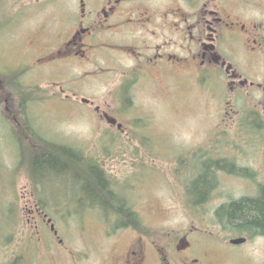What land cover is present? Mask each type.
I'll use <instances>...</instances> for the list:
<instances>
[{
	"label": "rangeland",
	"instance_id": "obj_1",
	"mask_svg": "<svg viewBox=\"0 0 264 264\" xmlns=\"http://www.w3.org/2000/svg\"><path fill=\"white\" fill-rule=\"evenodd\" d=\"M86 1L88 9L93 0ZM151 1L163 7L175 0ZM80 3V0H0V264H102L106 256L113 254L111 243H106L99 232L102 218L108 221V216L77 210L82 202L77 204L74 198L83 193L75 180L81 177L75 178L61 169L56 175L63 178L62 182L47 186L54 200L50 193L45 197L33 195L35 179L19 164L17 134L25 133L26 124L46 141L71 146L88 158L105 160L107 174L121 183L119 186L129 203L141 211L140 223L166 231L204 223L215 233L226 234L225 221L217 215L220 204L229 198L253 197L264 186V139L258 140V150L242 152L235 141L244 143L247 135L239 136L238 140L230 134L232 142L226 146L228 136L215 131L216 122L209 113L212 103L208 102L204 89L194 87L193 81L177 83L175 78L159 85L144 83L136 104L140 105L138 114L143 112L141 122L148 127L147 134L144 130L139 135L118 134L115 130H98L95 120L83 108L76 109L68 101L66 104L54 98L52 94L59 89L51 87V79L63 80L67 89L77 78L44 74L46 68L20 64L24 57L28 62L33 61L31 55L44 48L51 31L72 26L80 15ZM245 3L253 10L264 9V0H245ZM122 63L128 67L132 61L123 59ZM106 65L116 66L112 60H107ZM21 67L26 72L23 75L19 71ZM12 71L15 73L7 74L8 77L3 74ZM103 73L108 70L98 68L85 76L79 96L101 103L108 95L115 94L121 73L117 70L106 79L94 81ZM18 83L21 85L17 86ZM20 87L36 94L23 101ZM67 93L71 94V90L62 93L63 100ZM224 138L225 142H220ZM208 149H212L214 157L232 158L238 154V158L253 156L261 160L256 183L246 177L220 178L211 198L195 203L200 195L188 191L194 181L192 169L199 158L209 154ZM247 168L254 172L256 167L250 164ZM87 200L84 196L83 202ZM38 201L42 207L61 204L60 208L72 211L38 214L35 211ZM100 243L108 244L107 252L93 253V247ZM253 243L255 260L260 262L264 248L260 239ZM85 253L90 256L82 260Z\"/></svg>",
	"mask_w": 264,
	"mask_h": 264
},
{
	"label": "flooded vegetation",
	"instance_id": "obj_2",
	"mask_svg": "<svg viewBox=\"0 0 264 264\" xmlns=\"http://www.w3.org/2000/svg\"><path fill=\"white\" fill-rule=\"evenodd\" d=\"M175 1L162 7L151 0H93L87 9V1L80 0V15L72 26L51 31L49 42L38 54L31 55L33 61L28 62L24 57L20 64L22 67L33 65L34 69L46 68L44 74L77 78L67 88L71 94H65L64 100L61 97L67 91L66 84L63 80L51 79V87L59 89L52 94L54 98L69 102L76 109L83 108L95 120L98 130H115L126 135H139L140 130L147 134L148 127L141 122L143 112L138 114L140 105L136 104L144 83L159 85L170 78H175L177 83L193 81L194 87L207 93L208 102L212 103L209 113L216 122L213 127L228 136L225 145L231 141L230 134L236 135L238 140L239 136L247 135L244 143L235 141L236 145L242 152L258 150L257 142L264 139V9L247 8L245 0ZM123 59L132 61L131 66L123 64ZM107 60H112L116 66H107ZM22 67L21 75L26 73ZM98 68H106L108 73L97 75L94 81L106 79L117 70L121 73L116 93L108 95L101 103L79 96L85 76ZM102 125L111 128H102ZM220 142L224 143L225 138ZM208 150H211L206 152L209 154L199 158L192 169L195 182L201 178L215 182L207 191V199L211 198L220 178L246 177L256 183L255 174L262 165L261 160L253 156L238 158V154L232 158L214 157L212 149ZM104 161L98 157L92 161L104 173L102 193L111 198L119 197L124 206L83 202L77 208L83 214L110 215L109 222L102 218L99 232L106 243H111L113 254L100 261L102 264H264V256L256 262L253 243L260 239V246L264 248V225L260 223L253 229L241 230L224 220L226 234L222 235L208 229L209 225L204 223L166 231L150 228L143 222L135 223L134 218L126 222L113 217L124 212L139 215L141 211L129 203L119 186L121 183L107 174ZM250 164L256 167L254 172L247 168ZM84 182L81 180L80 184L83 199L87 191ZM263 187L260 186L253 197L263 196ZM48 193L52 195L45 182H36L33 195ZM243 197L250 196L229 198L220 206ZM54 210L72 211L38 205L35 209L43 215ZM53 227L51 224L56 234ZM238 237L246 241L233 243ZM102 244L95 245L93 253L107 252L108 244ZM88 255L85 253L82 260ZM99 256L101 258L102 254Z\"/></svg>",
	"mask_w": 264,
	"mask_h": 264
},
{
	"label": "trees",
	"instance_id": "obj_3",
	"mask_svg": "<svg viewBox=\"0 0 264 264\" xmlns=\"http://www.w3.org/2000/svg\"><path fill=\"white\" fill-rule=\"evenodd\" d=\"M13 73H15V71L3 74L7 75ZM19 85L21 84L18 83L17 86ZM20 88L23 91V95L21 94L23 101L27 100L28 96L32 95V93H34V95L36 94L34 90L28 91L27 89L26 91V88L24 90L22 87ZM25 128V133H22V135L19 133L17 134V142L20 148L19 164L27 168L29 174L34 177L35 182H39L40 184L41 182H45L47 186L49 184L60 183L63 178L58 177L56 172L62 169V171H67L69 174L72 173L75 178L78 176L79 178L81 177L83 182L85 181L84 186L85 190H87L85 193L87 199H89L87 203L101 204L104 206H110L111 203V205L115 204L119 207L124 206V203L119 197L115 196V198H111V195H103L101 186L105 187L104 173L96 163L92 162L95 158H88L71 146L46 141L40 137L39 133L30 130L27 124ZM83 177L85 178L83 179ZM81 180L75 181L77 184H81ZM96 185H98V187ZM214 185L215 182H209L206 178H201L196 182L192 181L188 191L192 193L197 192L198 195H200L194 200L195 203H203L207 200V191ZM262 190H264V187ZM50 196H52V199L55 198L54 195ZM74 199H76L77 204L80 202L83 203V197L81 196H77ZM39 201L42 202L43 199L40 198ZM39 201L38 206L42 207L43 205L39 203ZM60 205L61 204L55 207H59ZM78 206L80 205L78 204ZM217 215L223 221L227 220L239 226L241 230L248 228L253 229L258 223L264 225V195L257 198L243 197L240 200L232 201L230 204H224L220 206ZM108 217H110V215H108ZM113 217L125 220L126 222L129 220L132 221L134 218L133 221L135 223H140L138 215L135 212H124L114 215Z\"/></svg>",
	"mask_w": 264,
	"mask_h": 264
},
{
	"label": "water",
	"instance_id": "obj_4",
	"mask_svg": "<svg viewBox=\"0 0 264 264\" xmlns=\"http://www.w3.org/2000/svg\"><path fill=\"white\" fill-rule=\"evenodd\" d=\"M244 241H246V238H244V237H238V238L232 240V242L235 244H240V243H243Z\"/></svg>",
	"mask_w": 264,
	"mask_h": 264
}]
</instances>
